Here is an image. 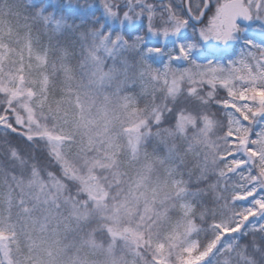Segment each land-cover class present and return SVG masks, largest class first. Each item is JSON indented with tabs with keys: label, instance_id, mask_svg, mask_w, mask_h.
<instances>
[{
	"label": "snow or ice",
	"instance_id": "snow-or-ice-1",
	"mask_svg": "<svg viewBox=\"0 0 264 264\" xmlns=\"http://www.w3.org/2000/svg\"><path fill=\"white\" fill-rule=\"evenodd\" d=\"M0 264H264V0H0Z\"/></svg>",
	"mask_w": 264,
	"mask_h": 264
}]
</instances>
